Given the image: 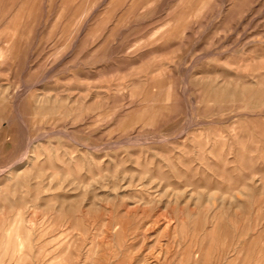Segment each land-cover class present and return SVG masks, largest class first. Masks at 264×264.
<instances>
[{"label": "rangeland", "instance_id": "obj_1", "mask_svg": "<svg viewBox=\"0 0 264 264\" xmlns=\"http://www.w3.org/2000/svg\"><path fill=\"white\" fill-rule=\"evenodd\" d=\"M0 264H264V0H0Z\"/></svg>", "mask_w": 264, "mask_h": 264}, {"label": "bare ground", "instance_id": "obj_2", "mask_svg": "<svg viewBox=\"0 0 264 264\" xmlns=\"http://www.w3.org/2000/svg\"><path fill=\"white\" fill-rule=\"evenodd\" d=\"M3 54H5V55H6V53H3ZM5 55H4V57H5Z\"/></svg>", "mask_w": 264, "mask_h": 264}]
</instances>
